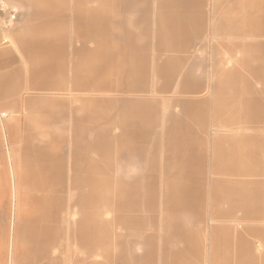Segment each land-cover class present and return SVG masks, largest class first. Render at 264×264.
Listing matches in <instances>:
<instances>
[{"label":"crops","instance_id":"1","mask_svg":"<svg viewBox=\"0 0 264 264\" xmlns=\"http://www.w3.org/2000/svg\"><path fill=\"white\" fill-rule=\"evenodd\" d=\"M25 1L29 66L0 52V117L19 112L3 128L19 130L22 164L40 169L12 167L41 192H13L0 264H264L257 2ZM126 162L139 164L132 180L115 173ZM47 180L57 192H42ZM0 212L7 220L2 199Z\"/></svg>","mask_w":264,"mask_h":264},{"label":"rangeland","instance_id":"2","mask_svg":"<svg viewBox=\"0 0 264 264\" xmlns=\"http://www.w3.org/2000/svg\"><path fill=\"white\" fill-rule=\"evenodd\" d=\"M257 2V3H256ZM258 5V8L264 11V0H250V8ZM243 2H239V7L242 8ZM249 4V3H248ZM244 5V4H243ZM207 8V6H206ZM250 10H253V9ZM29 6L26 3L25 0H0V52L4 53L2 55L5 56L8 53H12L16 56L15 64L17 65H24L29 66V62H26V58L23 59L19 49H18V38L20 35H27L30 34L31 29L27 28L29 24L32 25V21H28L27 18V12H28ZM11 14L15 15V18L13 20H9V17ZM251 16V15H249ZM6 39V40H5ZM6 53V54H5ZM70 53V51H69ZM70 56V54H69ZM25 80L24 77L20 79V85H24ZM25 95V94H24ZM30 97H41V98H59V97H69L70 95L56 92V91H35L31 92ZM109 97H114L116 95L108 94ZM17 96L13 95L7 98V101H16L17 102ZM19 106V104L17 103ZM16 106V108L18 107ZM4 111H6L5 116L0 117V192L5 193L4 196L0 197V200H4L6 204V212H7V220H4V213L0 212V225L3 227H7V231L9 232V226H10V220L12 219V215L14 216V196L13 192H25L29 197H34L37 194H40L41 190L37 185L34 183V181H26V183H18V176L15 174L12 164L13 160L16 157L15 164L18 165V168L21 172V168L26 167L27 169H30L32 171H38L40 169V165L38 161L32 160L29 162L26 166L22 164V160L20 158V152H21V144L20 141L17 139V136L19 135V130L17 128H14V130L9 134V132H6V129L3 128L4 121L9 126L16 127V122L14 117L19 114V112H14L11 109L2 108ZM20 109V106L18 107ZM24 113V111H23ZM50 131H54V128H49ZM10 136L14 137V141L10 142ZM64 152L66 155L65 160V171L68 173L71 172V165L69 162V159L67 158L68 154V148L67 146L64 147ZM117 167L115 173L120 174L123 178L132 180L136 178L140 174V167L137 162H126V163H118L115 164ZM66 172V173H67ZM67 173V174H68ZM20 175V173H19ZM69 175V174H68ZM67 178V175H66ZM46 182V180H45ZM67 184V180H65ZM88 184H93L96 191H99L101 189V185L98 182H88ZM56 184L54 182H50L47 180V183L43 184L42 182V192H57L56 191ZM32 213V212H31ZM222 224L230 225L229 222H225ZM232 225V224H231ZM6 231V232H7ZM208 234L210 233L209 229L207 228ZM204 229V233H207ZM9 236V235H8ZM208 239L206 240L207 243ZM203 249H206L207 252H209V246L207 244L202 243ZM218 248V245L215 247ZM214 249V247L212 248ZM207 258H209L211 261L216 263H219V258L214 257L213 255L209 256L207 255ZM233 260V258H230ZM229 259V260H230ZM230 260V261H231Z\"/></svg>","mask_w":264,"mask_h":264},{"label":"built area","instance_id":"3","mask_svg":"<svg viewBox=\"0 0 264 264\" xmlns=\"http://www.w3.org/2000/svg\"><path fill=\"white\" fill-rule=\"evenodd\" d=\"M14 18H15V15L11 14L10 17H9V20H13Z\"/></svg>","mask_w":264,"mask_h":264}]
</instances>
